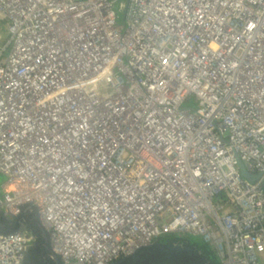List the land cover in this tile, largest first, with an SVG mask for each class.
I'll list each match as a JSON object with an SVG mask.
<instances>
[{"label":"built area","instance_id":"built-area-1","mask_svg":"<svg viewBox=\"0 0 264 264\" xmlns=\"http://www.w3.org/2000/svg\"><path fill=\"white\" fill-rule=\"evenodd\" d=\"M0 172L69 264L171 234L264 264V0H0Z\"/></svg>","mask_w":264,"mask_h":264},{"label":"water","instance_id":"water-1","mask_svg":"<svg viewBox=\"0 0 264 264\" xmlns=\"http://www.w3.org/2000/svg\"><path fill=\"white\" fill-rule=\"evenodd\" d=\"M239 164L242 168V173L246 176V178L251 180L259 178V176H253L252 174L248 173L241 162H239ZM32 207L35 210L34 213H30L28 208H25L21 214L14 217L6 216L0 209V233L11 234L21 230H27L30 231L34 236L33 241L22 255L19 264H69L67 260H65L63 256L55 250L51 233L45 228L40 219L38 207L36 205H33ZM27 219H30V221L26 222ZM157 239L149 243L147 246H153V244H156L155 241H157ZM175 247V249L180 250V252H186L190 256H201V252L198 250L195 244L180 243V245ZM135 252L126 254L122 256V258L134 255ZM116 261L117 260L112 261L110 264H116ZM201 261L203 262L204 258Z\"/></svg>","mask_w":264,"mask_h":264},{"label":"flooded vegetation","instance_id":"flooded-vegetation-1","mask_svg":"<svg viewBox=\"0 0 264 264\" xmlns=\"http://www.w3.org/2000/svg\"><path fill=\"white\" fill-rule=\"evenodd\" d=\"M29 221L30 219L26 220V222ZM158 239L153 246L146 245L134 255L119 258L116 264H204L201 256H190L186 252L175 249V246L180 243L184 244V242L164 241L161 237Z\"/></svg>","mask_w":264,"mask_h":264},{"label":"trees","instance_id":"trees-1","mask_svg":"<svg viewBox=\"0 0 264 264\" xmlns=\"http://www.w3.org/2000/svg\"><path fill=\"white\" fill-rule=\"evenodd\" d=\"M161 238L164 241L184 242L183 236H179L177 234L166 235ZM195 245L201 252V257L204 258V264H222L214 249L208 243L195 238Z\"/></svg>","mask_w":264,"mask_h":264},{"label":"rangeland","instance_id":"rangeland-1","mask_svg":"<svg viewBox=\"0 0 264 264\" xmlns=\"http://www.w3.org/2000/svg\"><path fill=\"white\" fill-rule=\"evenodd\" d=\"M4 178H5V175H4L2 172H0V185H1V183L3 182ZM195 238H196L197 240H201V239H202L201 237H198V236H190V235L183 236V239H184V241H185L186 243H192V244H195Z\"/></svg>","mask_w":264,"mask_h":264},{"label":"bare ground","instance_id":"bare-ground-1","mask_svg":"<svg viewBox=\"0 0 264 264\" xmlns=\"http://www.w3.org/2000/svg\"><path fill=\"white\" fill-rule=\"evenodd\" d=\"M145 245H148V244H145ZM74 251H77V249H73L72 251L69 250L68 252H69V253H72V252H74Z\"/></svg>","mask_w":264,"mask_h":264},{"label":"clouds","instance_id":"clouds-1","mask_svg":"<svg viewBox=\"0 0 264 264\" xmlns=\"http://www.w3.org/2000/svg\"><path fill=\"white\" fill-rule=\"evenodd\" d=\"M202 240V239H201ZM204 241V240H203ZM205 242V241H204ZM184 243H186L185 241H184ZM207 243V242H206ZM209 244V243H208ZM210 245V244H209ZM211 246V245H210ZM212 247V246H211Z\"/></svg>","mask_w":264,"mask_h":264}]
</instances>
